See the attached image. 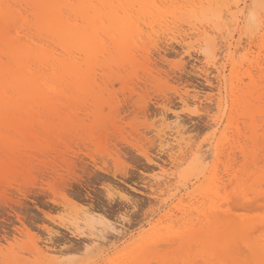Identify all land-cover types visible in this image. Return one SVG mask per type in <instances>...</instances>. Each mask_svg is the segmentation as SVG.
I'll return each mask as SVG.
<instances>
[{"label": "rangeland", "instance_id": "374dc122", "mask_svg": "<svg viewBox=\"0 0 264 264\" xmlns=\"http://www.w3.org/2000/svg\"><path fill=\"white\" fill-rule=\"evenodd\" d=\"M253 14L264 20V3L241 0L236 23L228 20L212 45L187 24L144 27L148 34L132 49V63L110 65L101 46L89 85L52 98L50 107L6 118L0 264H125L112 256L111 244L130 245L153 229L155 243L144 251L161 250L174 228L218 203L216 192L232 202L264 197V48L248 37ZM210 188L211 198L203 200ZM181 199L184 211L195 207L199 214L162 218ZM233 211L239 221L264 215ZM76 213L92 216L110 245L93 246V229L84 221L80 230L73 226ZM114 225L122 238L111 232ZM46 245L52 250L44 257L36 247Z\"/></svg>", "mask_w": 264, "mask_h": 264}, {"label": "bare ground", "instance_id": "6f19581e", "mask_svg": "<svg viewBox=\"0 0 264 264\" xmlns=\"http://www.w3.org/2000/svg\"><path fill=\"white\" fill-rule=\"evenodd\" d=\"M259 1L264 3V0ZM240 4L241 0H0V124L16 114H30L38 104L50 107L47 102L52 98L81 91L84 85H89L94 80L99 47L102 46L103 52L108 50L110 65L123 61L132 63L131 51L138 40L146 37L147 29L156 32V27L175 22L187 24L205 44L212 45L215 44L213 34L223 33L228 20L236 23ZM248 23L250 43H261L260 47L264 48V20L253 14ZM101 35L107 41H103ZM182 41L186 42L187 37ZM231 43L227 49L233 54ZM210 50L206 53L211 57L213 51ZM231 90L235 97V86ZM184 104H188L185 99ZM177 134L181 131L177 130ZM3 145L6 144L0 138V150ZM200 163L197 158L199 166ZM211 181L216 183L215 175ZM231 183L234 182L231 180ZM212 191L207 190L203 200L211 198ZM215 195L218 203L214 199V206L203 207L200 214L195 207L184 211L186 199L165 211L164 219H171L177 211H183L184 219L199 214L196 221L173 229L167 247L164 244L161 250L144 251L156 239L151 229L130 245H125L126 242L110 245L108 241L112 256H117L118 260L128 259L125 264H195L198 258L205 264H264V215L247 222L239 221L233 214L236 207L249 213L253 208L264 211V197L250 200L246 196L242 199L235 196L232 202L228 196L222 197L217 192ZM83 221L93 229V246L102 247L108 238L102 234L104 230L96 232L97 223L88 214H77L73 226L80 230ZM111 232L121 238L124 233L116 225L111 226ZM51 250L47 245L45 249L36 247L44 257Z\"/></svg>", "mask_w": 264, "mask_h": 264}]
</instances>
